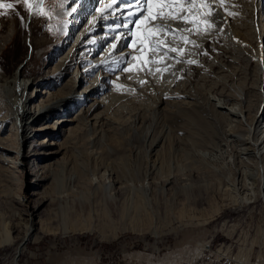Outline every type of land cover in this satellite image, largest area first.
<instances>
[{"label": "rangeland", "instance_id": "obj_1", "mask_svg": "<svg viewBox=\"0 0 264 264\" xmlns=\"http://www.w3.org/2000/svg\"><path fill=\"white\" fill-rule=\"evenodd\" d=\"M126 1L121 7L132 0ZM202 1H153L160 2L161 5L157 8L156 21L146 23L144 26L147 29L139 37L136 51L139 61H135V69L132 70L131 67V55L127 57L123 68L128 69L126 75L122 76L124 71L120 70L117 54L104 63L103 69L94 68L87 75L88 80H92L99 74L102 76L108 70H113L112 76L107 80L112 89L108 96L116 95V102L107 107L103 105L92 108L86 115L84 110L90 103H94L92 99L84 104L68 106L48 122L46 119L40 121L33 127L34 137L21 148L20 156L16 151L20 149L21 137L13 119L14 113L8 104H3L0 97V264H8L12 256H15L12 242L19 241L22 234L25 206L32 205L40 195L56 199L49 202L43 210L42 207L39 216L35 217L39 226L40 222H46L43 227L45 232L42 235L38 233L39 238L36 240H29L17 255L19 264H238L240 260H244L243 254L246 253L252 264L257 259L258 251H264V206L261 200L238 202L240 198L235 192L223 185L220 189L217 186L207 189L192 186L186 194L180 188V163L183 159L189 164L186 171L191 174L190 179L195 185L202 181L216 185L218 170L215 169L228 167L226 160L230 157L226 154L223 159L219 154L221 151L218 153L205 146L208 134L206 136L203 132L201 140L204 142L197 141L199 146L195 152L187 148L189 154L183 157L180 138L188 133L181 130L182 120L176 115V103H171L178 99L171 97V93L174 89L201 88L202 95L193 101L198 100V105L204 112L212 116L214 113L205 98L221 91V86L225 85L221 82L227 80L234 86L243 82L250 85L256 75L253 71L254 62L248 65L245 63V66L244 61L239 60V55L236 54L240 49L241 52H255L256 43L243 49L238 41H225L224 29H235L237 21L241 20L246 28L260 34L263 23L261 19H264V0L260 4L257 0ZM32 2L33 0H0V42L5 41L0 50V68L4 71V76H9L24 64L28 79L44 83L40 90L47 94L37 99L38 104L45 102L53 94L68 93L73 86L75 73L93 65V61L87 62L88 59L97 58L100 36L108 38L100 53L102 56L110 45L121 42L117 39L119 33H126L111 29L123 27L126 22H106L104 26L108 30L89 33L86 40L89 44L82 53L84 57L81 55L85 61L69 66L68 64H72L70 59L75 54L73 46L83 30L79 27L82 26V21L78 24L71 12L66 17L62 15L64 10L72 7V3L65 0H42L33 10ZM8 4L13 7H6ZM73 4L74 8L80 5L78 0ZM210 5L227 14L228 21L222 28L211 26L210 31H207L201 21L207 16ZM97 7L90 11L89 17L97 12ZM182 7L188 15L185 18V22L189 23L186 24L190 25L188 31L194 30L193 36L199 37L200 34L198 39L202 37L197 42L190 43V34L183 36L168 25L182 19L179 12ZM87 9L90 10L88 7ZM88 18L84 25L89 24ZM166 22L168 23L163 24ZM163 41L168 46L179 44L182 52L189 57L194 56L202 65L197 69L193 61L182 62L180 56L175 57L163 48ZM154 42L157 46H154ZM260 45L264 50V34ZM224 46L233 58L237 57L234 59L236 62H230L233 59L230 53L226 54ZM171 49L180 51L177 48ZM122 51L124 50L121 48ZM170 58L177 69H171L172 66L163 63V59ZM245 70L249 72L246 81ZM88 84L78 82L77 89H83ZM249 90L251 94L257 91ZM256 97L257 105L259 93ZM189 100L191 99L187 101ZM68 118H75V121L61 122L64 125L60 126L61 123L58 122ZM40 129L46 131L39 135ZM154 142L158 144L151 148ZM185 142L189 140L186 139ZM212 144L215 143H210L211 147ZM232 151L231 149L228 153ZM38 173L45 177L40 186L35 185L34 181ZM92 175L100 183L104 180L112 184L111 196H115L114 203L103 201L97 195L102 201L96 197L99 203L95 213L86 215L87 219H70L75 224H85V220L90 228L86 226L82 230L63 232L56 213L61 203L57 199L60 191H65L67 196L61 201L67 200L69 204L76 205L75 200L81 197L86 212L89 204H96L91 193L94 186ZM146 184L149 188V204L140 202L141 208L138 207V215L133 220L140 228L139 231L125 229L119 221L113 227L105 224L102 204L106 202L111 217L116 220L118 215L113 212V205L123 206L122 198L132 192V187L139 189ZM136 192L133 191V194H139ZM72 221L68 223V227H71ZM101 223L103 225L100 226ZM218 250H221V255Z\"/></svg>", "mask_w": 264, "mask_h": 264}, {"label": "bare ground", "instance_id": "obj_2", "mask_svg": "<svg viewBox=\"0 0 264 264\" xmlns=\"http://www.w3.org/2000/svg\"><path fill=\"white\" fill-rule=\"evenodd\" d=\"M41 1L42 0H33L32 9L34 10L37 7V5L41 3ZM65 1H69V4L72 3V7L70 9L64 10L62 15L66 17L68 15L67 13L71 12L72 15L77 19L76 22H78V24L81 23L80 20L82 21V26H79V27L83 28L81 36L79 37V39L75 42L73 46L75 54L73 53L74 56L73 58L70 59V62L72 61V64H68L69 66L73 64L78 65V64H81L83 61H85V59L84 60L82 59L84 57L82 53H84V50L87 48L89 44L86 41L87 38L90 36L89 33L95 32L96 30H98L97 33H100L101 31H105L107 29L104 26L106 22H111L112 24L116 23L119 20L126 22L125 25L122 24L124 25L123 27L119 26L120 28L119 27L117 28L113 27L112 29L110 28L111 30L119 29V32L126 31V33L124 32H123L124 34L119 33L118 34L119 36L117 39L118 41H121V42H119L118 44L114 43V45H110V47L107 49V51L102 56L100 53L103 50V45L105 46L104 43L108 38L106 39V37L100 36L101 42L99 43L100 48L96 52L97 58H94L93 60L88 59L87 62L93 61L92 62L93 65L89 67L87 66L85 70L81 72L78 71L77 73H75V75L73 76L74 83L72 84L73 86L70 89V91L68 93L60 92L59 94H56V95L53 94V96L50 97L48 100H46L45 102L41 101L38 104H37V99L41 97L43 94L44 95L47 94V92L40 90V88L44 86V83L42 82L37 83L33 79H28L27 72L25 71L26 68H24V64L20 65L9 76H4V71L0 68V94H1L0 97H1L3 104L4 103L8 104V107H10V109L13 111L14 113L13 119L16 121V124L18 127L17 128L18 135L21 137L20 149L16 151L18 156L22 154L21 148L25 146V144L34 137L33 127L36 126L40 121L46 119L45 121L48 122L50 118H52L54 115H59L62 113V111H65L68 106L84 104L92 99L94 103H90L89 107L84 110V112H86V115L87 113L90 112V110H92V108L93 109L99 108L103 105L107 107L108 104L110 105L114 101L116 102V99H118V98H115L117 97L116 95L108 96V94L111 92L112 89L107 83V80H108V77L112 76L113 70L111 69L108 70L109 68L108 67L107 68L108 71L105 72L104 75L100 76L99 74V76L95 77V79H92V80H88L89 78L87 77V75L94 68L103 69L104 63L107 61H110L111 57L117 54H118L117 57L119 58L120 68H121L120 70L124 71V73L121 74L122 76L126 75L125 72H127L128 69L123 70V68L124 66H126L125 63H126L127 57H130L131 55H133V58L131 59L132 60L131 67H132V70H134L135 69L134 66L136 65L135 61L138 60V57L136 56V51L138 49L137 43L140 41L139 37L143 34L144 30L147 29V27L144 26L146 25V23H149V22L153 23L154 21H156V13H157L158 5H159L158 2H153L155 0H152L150 4H147L145 0H134V1L132 0V1H129L128 5L121 7L122 3L127 2L126 0H92L87 6L86 0H82V2L81 0H78V3H80V5L78 8H74L75 4H73V2L76 0H65ZM204 1L205 0H203L202 3ZM257 1L260 4L261 0H257ZM99 3L101 4L97 7ZM205 3H207V1H205ZM209 4L210 3H208V5ZM87 7L90 8V10H88ZM95 7H97V12L96 13L94 12L95 14H93L92 17H89L90 11L92 9L94 10ZM74 9H76L75 13H74ZM207 10H208L206 12V14L208 13L207 16L203 18L202 21L200 20L201 22L204 23L205 29L207 31H210L211 26H215V27L218 26L219 28H222V26L226 25L228 21L227 14L225 15L224 13H221V11H219L218 9H216V7L212 5H210L207 8ZM226 10L232 13L234 12L232 10H229V8H226ZM179 12L181 13V16L180 14L179 16L182 19L178 21H172L170 23L166 22L163 24L168 23V25L171 26V29L173 31H175L176 33H182L183 36H185L186 34H190L191 35L190 40H192L190 43L197 42V39L200 37V34H199V37H197V36L192 35L194 30L188 31L190 28V25L188 26L186 24L188 22L187 21L185 22L186 20L185 18L188 15H186V13L183 11V7L179 10ZM230 12L228 13L230 14ZM141 13H143V15H141ZM87 18L90 20V22L89 24L84 25V22L87 21L86 20ZM200 21H197V22H200ZM261 21L263 23L261 22L262 32L260 34H257L255 30L251 31L249 27L246 28V26L244 25V22L241 20L237 21L238 25L237 27L235 26V29L233 30L231 28L224 29L223 27L224 31L221 30L223 31V34L225 35V39H226L225 41L227 42L231 40L238 41L240 42L239 44H241V47L243 49H248L251 45H253L252 44L253 42L256 43V47H255L256 51L254 50L255 52L248 53V51L243 50L244 52L243 53L241 52L242 51L241 49L238 52L236 51V54L239 55L238 56L239 60L244 61V65L245 63L248 65L250 62H254L255 65H254L253 71L256 75L254 77V81L251 82L250 85L243 82L242 84L236 83V85L234 86L233 83L229 84L227 80H224L223 82H221V84H225L224 86L220 85L222 87V89L220 87L221 91H217L215 93L213 92L214 95H211L210 97L205 98L206 102L208 103V106L210 105V107L212 108L211 110L214 113V114L212 113L213 114L212 116H210L211 114L204 112L203 108L198 105L200 104L198 100L193 101L196 98H198L199 95H202L201 88L189 87L186 90L174 89L173 92L171 93V97L178 99V101L174 100L171 103H176V115L179 116L180 120H182L181 121L182 128L181 127L180 128L183 132L188 133V135L184 136L183 138H180V143H181L180 151L183 152L184 154L183 157H187V155L189 154L188 151H186L187 148L189 149V151L192 150L195 152V150H197L196 147L199 146V143L197 141L201 140L202 132L205 133L206 136L208 134L207 137L205 136V134H203L204 135L203 137H206L208 139V142L205 143V146L218 151V153L219 151H221V153L219 154L222 156L223 159L226 154H228V157H230L228 160H226L229 165L228 167L226 168L221 167L223 169H220V168L215 169V170H218L217 174L215 171L213 172L214 174L218 176L216 185L213 184L212 182H206V181L196 183L195 185V182H193L190 179L191 174L186 171V168H188L189 164L188 162H185L186 160L183 159V162L180 163V172H181L180 188L182 192H184V194H186L187 191L192 186L203 187L206 189L207 187H210V186H217L220 189V187L223 185V186H226V188L232 189L235 192L236 196L240 198L238 202L242 203L248 200L258 199V200H261L264 206V102H263L264 100V50H262V46L260 45L262 41V35L264 34V19H261ZM158 22H160L159 24H162L160 20H158ZM221 31L220 33H222ZM218 41H219V37H218ZM3 42L5 41L0 42V50L4 46ZM175 44H169L168 46V44H166L165 41L162 42L163 48H165L167 52H169L171 55H174L175 57L180 56L181 60H183L182 62L193 61L194 66L197 69L200 67V65H202L200 64L198 60H196V58H194V56H191L192 57L191 58L184 51L182 52V47L179 44H176V45ZM185 44L188 45L187 43ZM244 44L245 46H243ZM154 46H157L156 43L154 44ZM171 47L177 48V50H180V51L175 52L171 49ZM188 47L190 46L188 45ZM238 47L240 46L238 45ZM121 48L124 51L121 52ZM224 50L226 54L230 53L226 49L225 46H224ZM230 57L233 59V60H230V62L231 61L236 62V60L234 59H236L237 57L233 58L232 54ZM171 61H172L171 58L163 59V63H165L166 66L168 64L170 67L172 66L171 69L173 68L177 69V67ZM111 68L113 69L112 65H111ZM184 69H185V66L182 67V70ZM244 69H246V67H244ZM247 71L245 70L244 72L245 81L248 80L249 72ZM78 82L80 84H87V83L89 84L86 85V87H84L83 89L79 90L77 89ZM33 88H34V91L31 92ZM249 89L251 90L257 89V91L251 94V91ZM257 93H259V102L256 105L255 102L257 98L256 97ZM188 99H191V100L187 101ZM109 101L111 102L108 103ZM253 112H254V115L252 114ZM210 119L214 121H210ZM65 121L71 123L75 121V118L61 119L58 123L65 122ZM61 125H64V123H61L60 126ZM203 127H206V129L203 130ZM39 131H41L39 133L40 135L42 131H46V129H40ZM186 139L189 140V142H185ZM201 142L202 143L204 142L203 139L201 140ZM210 143H215V144H212V147H211ZM157 144H158L157 142H154L151 148L156 147ZM187 144H188V147H187ZM231 149L233 151L228 153V151ZM10 151L13 152L12 149H10ZM96 179L97 177L95 175H92V181L94 183V186L92 188L91 193H92V196L94 197L96 204L95 205L89 204L88 210L86 212H84L85 208L80 199L81 197H78L75 200L76 205H74L73 203L69 204L67 200L61 201L62 198L66 199L67 196L64 193L65 191H62V192L60 191V194L57 197V199L62 204L60 203L58 205V211L56 213L58 214V219L62 224L61 230L63 232H66L68 230H71V231L82 230V229H85L86 226L89 227V223H86L85 220H84L85 224H82V223L75 224L74 221L71 220L73 222V223H70L71 227H68V223L71 222L70 219H73V218L87 219L86 215L90 216L91 213H95L97 211L96 210L98 206L97 203H99L97 202L98 199L103 198V201L109 200L112 203H114L113 199L115 196L114 197L111 196L113 195V193H111L112 184L104 180L103 182L101 181L100 183ZM43 180H45V177L43 175L39 173L36 174V179L34 180L35 185L40 186ZM131 190L132 192H128L125 196H123L122 198L123 206H116L115 204L113 205V209H114L113 212H115L116 215H118L116 220L113 217H111L110 215L111 212L108 210L109 208H107L106 202L105 204H102L103 210L101 211L103 212V215H102L103 218H105L104 221H106L105 224H108L109 226L113 227L115 226L114 223L119 221L121 223L120 225L124 227L125 229H131V230H136V231L140 230V228L135 225V221L133 222V220L134 219L136 220L135 217L138 215L137 210L141 208L140 204L141 203L149 204V198L147 196L149 188H148V185L146 184V185H142L141 188L139 189L132 187ZM133 191H137L139 194L137 195L133 194ZM97 195L98 196L100 195L101 197L98 198ZM96 197L98 199H96ZM55 199L53 198L51 199L50 197L40 195L39 199L34 200L32 205L26 204L25 210L23 212L24 217H25L24 218L25 225L22 227V234L19 237V241L14 242L13 240L12 242L14 243L13 246H14L15 256H12L8 264H19L17 261V255H19L23 251L25 245L29 242V240L31 239V241H34L37 238H39L38 233L41 234L45 232V229L43 227L46 222L45 221L40 222V226H39V221L36 222L35 217L39 216L40 209L42 207H43L42 208L43 210L49 202ZM231 199L233 198L231 197ZM97 219H100V218H97ZM101 225H103V223H101L100 226ZM13 228L15 227L13 226ZM14 231H16V229H14ZM220 251L218 250L217 252L221 255ZM243 256H244V260L243 261L240 260L238 264H250L251 260L248 258L249 254L246 253V254H243ZM238 257L239 256H237V258ZM237 258H235L234 260L236 261ZM252 264H264V251L262 250L258 251L257 259Z\"/></svg>", "mask_w": 264, "mask_h": 264}, {"label": "snow or ice", "instance_id": "obj_3", "mask_svg": "<svg viewBox=\"0 0 264 264\" xmlns=\"http://www.w3.org/2000/svg\"><path fill=\"white\" fill-rule=\"evenodd\" d=\"M25 2H27V0H25ZM145 2L150 4V3H151V0H145ZM6 7H8V8H12L13 5L8 4V5H6ZM141 15H143V13H141Z\"/></svg>", "mask_w": 264, "mask_h": 264}]
</instances>
